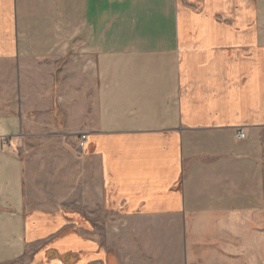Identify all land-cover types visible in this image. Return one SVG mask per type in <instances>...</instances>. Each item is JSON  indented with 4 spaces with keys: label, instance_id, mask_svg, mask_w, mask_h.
<instances>
[{
    "label": "crops",
    "instance_id": "1",
    "mask_svg": "<svg viewBox=\"0 0 264 264\" xmlns=\"http://www.w3.org/2000/svg\"><path fill=\"white\" fill-rule=\"evenodd\" d=\"M36 139L75 145L83 200L31 208L19 148ZM16 261L264 264V0H0V264Z\"/></svg>",
    "mask_w": 264,
    "mask_h": 264
},
{
    "label": "rangeland",
    "instance_id": "2",
    "mask_svg": "<svg viewBox=\"0 0 264 264\" xmlns=\"http://www.w3.org/2000/svg\"><path fill=\"white\" fill-rule=\"evenodd\" d=\"M70 140L63 143L45 142L38 139L22 144L19 155L30 165L26 196L31 208L59 209L60 205L72 204L86 195L88 177L83 173L81 154ZM79 188V192L75 188ZM61 209V208H60ZM68 211L71 207H64ZM87 214L86 208H78ZM110 229L115 225H108ZM11 264H25L16 261Z\"/></svg>",
    "mask_w": 264,
    "mask_h": 264
},
{
    "label": "built area",
    "instance_id": "3",
    "mask_svg": "<svg viewBox=\"0 0 264 264\" xmlns=\"http://www.w3.org/2000/svg\"><path fill=\"white\" fill-rule=\"evenodd\" d=\"M243 135H240V138H242ZM86 142V136L85 135H81L80 138H79V141H78V147L81 149L83 148L82 146L85 144ZM4 146L5 147H8L9 146V143L8 142H5L4 143Z\"/></svg>",
    "mask_w": 264,
    "mask_h": 264
}]
</instances>
